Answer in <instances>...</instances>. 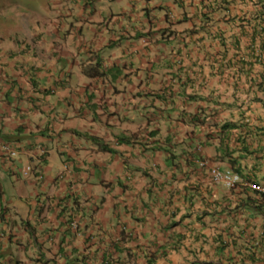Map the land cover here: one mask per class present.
<instances>
[{
  "label": "crops",
  "instance_id": "0c3cea01",
  "mask_svg": "<svg viewBox=\"0 0 264 264\" xmlns=\"http://www.w3.org/2000/svg\"><path fill=\"white\" fill-rule=\"evenodd\" d=\"M260 5L0 0V264H264Z\"/></svg>",
  "mask_w": 264,
  "mask_h": 264
},
{
  "label": "clouds",
  "instance_id": "9594fccd",
  "mask_svg": "<svg viewBox=\"0 0 264 264\" xmlns=\"http://www.w3.org/2000/svg\"><path fill=\"white\" fill-rule=\"evenodd\" d=\"M0 152L3 155V160H1L4 164L7 165V167L9 168V170L11 171V173L13 174V176L17 177V176H22V177H31L30 173H31V168L29 166L25 167V168H16L14 163L16 162L15 159L18 156L19 153V149L18 146L13 144V143H8V142H3L0 144ZM43 153V152H41ZM15 161V162H14ZM194 162L197 163V165L200 168H206L207 169V174L208 177L211 181V183L213 185H222L227 189H233L236 187L237 184H239L240 182V177L238 174L232 172V171H220L216 166H210L208 164V160L203 158L201 156V147L198 146L196 149V155L194 158ZM67 163H63L62 165V170L63 172L67 171ZM212 170L217 171L221 176H228L230 177V179L233 181L231 185H227L225 184L224 181L222 180H216L213 175H212ZM62 174V171H61ZM60 174V175H61ZM62 177V176H61ZM236 177V178H235ZM33 178V177H32ZM35 179L37 180V182H42L43 181V174L42 172H39L37 174V176L35 177ZM251 189L255 192H257L258 194L264 196V186L260 185V184H255V183H250ZM73 227H76L75 224H72Z\"/></svg>",
  "mask_w": 264,
  "mask_h": 264
},
{
  "label": "built area",
  "instance_id": "2783aa9c",
  "mask_svg": "<svg viewBox=\"0 0 264 264\" xmlns=\"http://www.w3.org/2000/svg\"><path fill=\"white\" fill-rule=\"evenodd\" d=\"M212 175L216 180H222L225 182V184L227 185H231L232 184V180L230 179V177L228 176H221L217 171L212 170ZM236 178V177H235Z\"/></svg>",
  "mask_w": 264,
  "mask_h": 264
},
{
  "label": "trees",
  "instance_id": "16d2710c",
  "mask_svg": "<svg viewBox=\"0 0 264 264\" xmlns=\"http://www.w3.org/2000/svg\"><path fill=\"white\" fill-rule=\"evenodd\" d=\"M259 2H261L260 7H261L262 9H264V0H259Z\"/></svg>",
  "mask_w": 264,
  "mask_h": 264
}]
</instances>
